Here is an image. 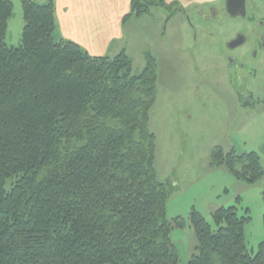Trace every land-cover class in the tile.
Masks as SVG:
<instances>
[{
	"label": "trees",
	"instance_id": "16d2710c",
	"mask_svg": "<svg viewBox=\"0 0 264 264\" xmlns=\"http://www.w3.org/2000/svg\"><path fill=\"white\" fill-rule=\"evenodd\" d=\"M19 42H6L12 0H0V264H180L166 203L174 186L158 179L149 127L157 63L139 73L129 55H93L57 32L53 0H21ZM175 1L130 0L124 16ZM238 180L264 175L255 151L211 153ZM263 238L246 246L247 214L190 213L196 244L187 264H264Z\"/></svg>",
	"mask_w": 264,
	"mask_h": 264
},
{
	"label": "rangeland",
	"instance_id": "374dc122",
	"mask_svg": "<svg viewBox=\"0 0 264 264\" xmlns=\"http://www.w3.org/2000/svg\"><path fill=\"white\" fill-rule=\"evenodd\" d=\"M175 1L170 11L151 7L124 25L125 47L132 73H139L150 54L157 63L156 96L149 127L155 134L154 166L158 179L174 189L166 203L169 220L182 225L170 231L180 264H187L196 244L190 213L199 212L215 227L212 213L234 205L247 214L246 246L255 252L263 238V177L253 184L235 178L225 165H213L211 153L255 151L264 170V51L242 59L264 28L249 23L263 18L264 0H247V18L229 16L225 0ZM6 42L17 44L23 26L21 0H12ZM237 33L248 41L242 48L227 47ZM262 48V45H260ZM233 64H228V57ZM243 63V64H240Z\"/></svg>",
	"mask_w": 264,
	"mask_h": 264
},
{
	"label": "crops",
	"instance_id": "0c3cea01",
	"mask_svg": "<svg viewBox=\"0 0 264 264\" xmlns=\"http://www.w3.org/2000/svg\"><path fill=\"white\" fill-rule=\"evenodd\" d=\"M46 2L48 0H36ZM57 32L79 43L93 55H114L124 38V25L131 15L130 0H53ZM127 53V52H126Z\"/></svg>",
	"mask_w": 264,
	"mask_h": 264
},
{
	"label": "flooded vegetation",
	"instance_id": "af4514ba",
	"mask_svg": "<svg viewBox=\"0 0 264 264\" xmlns=\"http://www.w3.org/2000/svg\"><path fill=\"white\" fill-rule=\"evenodd\" d=\"M233 1V4L234 5H238L239 3H240V0H232ZM233 4H232V7H233V9L235 10V13L234 14H230L228 11H227V9H225L226 10V13L229 15V16H238V17H241V18H247V16H248V11H247V0H244V5H245V13H244V15H241V13H240V11H239V8L240 7H238V8H235L234 6H233ZM226 8V7H225ZM256 17V16H255ZM255 17H252V16H250V18H248V21H249V23L253 26L254 24H257L258 25V29H262V28H264V20H261V19H263V18H255ZM243 36V42L241 43V44H239V45H237V46H235V47H233V48H230L229 47V43L230 42H228V44H227V47L230 49V50H234V49H236V48H239V47H241V50H242V48L246 45V42L248 41V38L244 35V34H242V33H237L236 34V36L233 38V39H235V38H237L238 36ZM232 39V40H233ZM231 40V41H232ZM253 44H256V46L255 47H253L251 50H248V51H243L242 53V59H247V58H249L250 56L251 57H255V56H257L258 54H259V52L260 51H264V33L263 34H260L259 36H257L256 37V40L254 41V43ZM260 45H262V48L260 47ZM228 57V59H227V61H228V64H233V58H231V57H229V56H227ZM240 64H243V63H240Z\"/></svg>",
	"mask_w": 264,
	"mask_h": 264
},
{
	"label": "water",
	"instance_id": "95a60500",
	"mask_svg": "<svg viewBox=\"0 0 264 264\" xmlns=\"http://www.w3.org/2000/svg\"><path fill=\"white\" fill-rule=\"evenodd\" d=\"M232 4H233V1L232 0H225V7L227 9V11L230 13V14H234L235 13V10L233 9L232 7ZM233 6L235 8H239V11L241 13V15H244L245 13V5H244V0H240V3L238 5H234ZM243 36H238L237 38L233 39L232 41H230L229 43V47L230 48H233L239 44H241L243 42Z\"/></svg>",
	"mask_w": 264,
	"mask_h": 264
}]
</instances>
